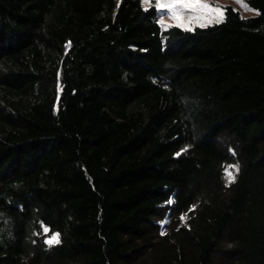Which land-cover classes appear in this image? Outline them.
<instances>
[{"label":"trees","instance_id":"1","mask_svg":"<svg viewBox=\"0 0 264 264\" xmlns=\"http://www.w3.org/2000/svg\"><path fill=\"white\" fill-rule=\"evenodd\" d=\"M246 2L189 31L142 0H0V264H264Z\"/></svg>","mask_w":264,"mask_h":264},{"label":"snow or ice","instance_id":"2","mask_svg":"<svg viewBox=\"0 0 264 264\" xmlns=\"http://www.w3.org/2000/svg\"><path fill=\"white\" fill-rule=\"evenodd\" d=\"M143 5L145 6V11L149 10V8L152 6V0H142ZM196 6H199L200 9L208 10L209 12H214L217 15L215 16H189L188 18V25H183L182 23H177L176 25H170V26H177L181 27L183 26L185 30H193L192 24L195 22V25L204 28L208 27L209 25L213 23H222L224 20V10L222 8H211L208 3H203L202 0H156L155 7L157 10L162 9H169L172 18L176 19L177 21H182L184 17L185 11H196ZM179 13V14H178ZM204 20L205 22H201V20ZM160 23L164 25L163 19L160 20ZM186 150V149H185ZM179 155V153H177ZM234 170V171H233ZM239 165H228L225 167L224 175L226 178V181L229 185L234 183L237 179V175L239 173ZM181 219H184L182 216ZM45 232L48 231V229H44ZM162 235L165 234L164 232L161 233ZM49 246H52L54 244H59V233H54L51 235L49 239L45 241Z\"/></svg>","mask_w":264,"mask_h":264},{"label":"rangeland","instance_id":"3","mask_svg":"<svg viewBox=\"0 0 264 264\" xmlns=\"http://www.w3.org/2000/svg\"><path fill=\"white\" fill-rule=\"evenodd\" d=\"M203 3H208L210 5L211 8H222L224 10L225 13V6L230 4L233 5L236 9H238L239 11H241L242 14L244 15H251L254 14V10H252L249 5L247 4L246 0H202ZM156 4V0H152V6L155 7ZM156 8V7H155ZM157 10V8H156ZM179 14V13H178ZM157 15H158V19L159 22L161 19H163L164 21V25H162L163 28H168L170 27V25H176L177 23H182L183 25H188V18L189 16H215L217 15L214 12H209L208 10H204V9H200L199 6H196V11H185L184 12V17L182 21H177L176 19L172 18L170 10L165 8L162 10H157ZM201 22H205L203 19L201 20ZM197 25H195V22H193L192 27H196ZM182 28H184L183 26H181ZM184 217V219L182 220H187L188 215L184 214L182 215ZM181 216V217H182ZM173 217V216H172ZM170 219L167 217L164 218V220L161 222L162 227L165 225V223H167ZM50 238V237H49ZM47 238V239H49Z\"/></svg>","mask_w":264,"mask_h":264}]
</instances>
